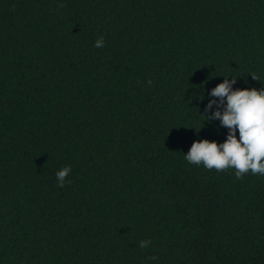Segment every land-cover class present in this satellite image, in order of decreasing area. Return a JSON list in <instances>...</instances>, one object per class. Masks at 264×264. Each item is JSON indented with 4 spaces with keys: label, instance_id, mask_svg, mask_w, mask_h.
<instances>
[{
    "label": "trees",
    "instance_id": "trees-1",
    "mask_svg": "<svg viewBox=\"0 0 264 264\" xmlns=\"http://www.w3.org/2000/svg\"><path fill=\"white\" fill-rule=\"evenodd\" d=\"M225 77L264 0H0V264H264V175L185 159Z\"/></svg>",
    "mask_w": 264,
    "mask_h": 264
},
{
    "label": "clouds",
    "instance_id": "clouds-1",
    "mask_svg": "<svg viewBox=\"0 0 264 264\" xmlns=\"http://www.w3.org/2000/svg\"><path fill=\"white\" fill-rule=\"evenodd\" d=\"M103 46L104 39L101 37L94 47ZM236 81L234 77H225L224 82L211 91V96L218 97L219 100H210L205 109L206 113H211L207 115L211 121L219 119L221 126L229 130L226 141L219 143L208 139L197 140L185 159L191 164H202L206 169H215L217 172L235 169L236 178L242 179L249 172L252 175H264V88L234 90ZM214 105L217 110L213 113ZM71 170V166H67L57 171L59 187L65 186V179ZM150 243V240L141 241L140 247L147 248Z\"/></svg>",
    "mask_w": 264,
    "mask_h": 264
}]
</instances>
